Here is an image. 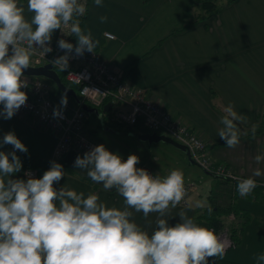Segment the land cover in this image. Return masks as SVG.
I'll list each match as a JSON object with an SVG mask.
<instances>
[{
	"label": "crops",
	"instance_id": "obj_1",
	"mask_svg": "<svg viewBox=\"0 0 264 264\" xmlns=\"http://www.w3.org/2000/svg\"><path fill=\"white\" fill-rule=\"evenodd\" d=\"M216 1L223 4L219 10L202 17L193 0H103V7H96L94 0H89L81 28L90 31L98 42L93 50L98 58L109 63L118 76L155 98L163 110L177 117L205 142L213 162L222 164L232 176L248 178L256 168L264 172V161L257 164L254 159L256 155H264V0H231L227 4L226 0ZM17 4L24 7V17L30 21L33 13L27 11V0ZM101 16H106L107 22L101 23ZM190 18L194 21L185 26ZM103 32L112 36L105 37ZM67 41L75 45L76 38L72 36ZM229 104L241 117L235 121L240 132L239 143L232 148L220 144L223 140L218 135L223 127L220 119ZM85 113L90 112L84 111L80 130L89 140L103 144L107 150L125 158L129 154L137 155L140 160L137 165L155 175L164 177L171 170L180 169L184 184L193 189L197 172L190 168L194 167L182 151L169 144L150 148V143L146 146L129 142L128 149L111 145L110 139L98 132L99 127L109 130L104 124L103 113L95 114L102 119L101 124L92 123ZM114 121L111 123L123 124ZM260 121L259 130L247 134ZM128 127L138 128L134 137L150 132L138 125ZM9 131L28 149L27 153L16 151L22 168L10 178L21 179L22 169L26 166L40 170L38 174L42 177L50 162L55 161L64 170V177L53 185L56 189L64 186L83 192L85 196L97 194L107 207L124 209L123 197L115 188L104 190L102 184L94 183L87 176L86 170L74 167L75 158L83 156L81 152L69 149L59 157L52 156L55 133L41 129L28 115L20 112L8 120L0 117V141ZM0 151L8 153L13 147L3 145ZM254 179L262 183L264 175ZM256 195L262 196L259 192ZM215 200L208 199L203 208L188 203L178 204L176 208L170 206L163 218L174 225L179 222L178 213L185 211L199 226L210 229L200 213ZM230 201L228 196L224 197L221 203L224 205L220 207L238 205L234 199L232 203ZM129 211L133 213L131 220L151 235L158 214L150 213L144 217L142 212ZM230 214H221L217 218L224 224L233 220L234 216L229 218Z\"/></svg>",
	"mask_w": 264,
	"mask_h": 264
},
{
	"label": "clouds",
	"instance_id": "obj_2",
	"mask_svg": "<svg viewBox=\"0 0 264 264\" xmlns=\"http://www.w3.org/2000/svg\"><path fill=\"white\" fill-rule=\"evenodd\" d=\"M103 7V0H94ZM86 0H27L31 20L24 17V7L17 0H0V117L11 119L26 105L29 81L24 71L31 58L52 51V35L56 30L76 38L75 45L64 38L57 40L63 55L50 61L65 71L69 59L93 53L97 41L90 31L82 30L80 17L87 12ZM100 22H107L106 16ZM40 85H37L39 87ZM67 95H62L60 106L53 109V117L62 115L67 106ZM221 117L223 127L218 131L229 147L239 143L240 132L235 121L241 117L229 104ZM255 128H253V134ZM11 145L13 151H0V264H209V258L222 257L226 243L214 230L199 226L185 211L178 213L179 222L170 225L163 217L169 207L176 208L185 198L184 174L180 169L168 175H152L136 167L140 160L129 154L126 160L105 148L92 147L77 156L74 167L86 170L87 176L104 190L115 188L123 197L124 209L109 208L97 194L62 186L63 166L55 161L41 178L30 174L26 180L12 179L22 163L16 151L27 153V147L9 131L0 146ZM11 157V159H9ZM257 164L264 155H256ZM264 175L259 168L248 178L233 176L239 196L247 197L258 186L254 177ZM196 207L204 204L196 202ZM144 217L157 213L156 228L149 235L131 220L132 211ZM211 212V208H208ZM264 264V254L256 257Z\"/></svg>",
	"mask_w": 264,
	"mask_h": 264
},
{
	"label": "built area",
	"instance_id": "obj_3",
	"mask_svg": "<svg viewBox=\"0 0 264 264\" xmlns=\"http://www.w3.org/2000/svg\"><path fill=\"white\" fill-rule=\"evenodd\" d=\"M62 31L66 35L68 29L65 28ZM103 35L105 37L112 36L108 32H103ZM60 38H65V36L60 30H57L52 36L50 44L52 51L45 56L37 52L31 58L30 65L37 66L50 62L53 60L51 59L53 54L57 57L63 55L64 51L57 47V40ZM70 61L73 64L69 65L65 71H61L53 64L51 66L55 71L61 73L66 82L76 86L77 96L81 102L84 101L95 108L106 101L110 102V107L113 104H118L119 108L113 112L116 121L127 126L138 125L150 132L163 134L181 145L190 161L203 171L217 177H233L222 164L209 159L205 143L196 134L192 133L177 117H173L163 110L160 102L146 95L142 88L136 87L118 76L110 64L98 58L95 52H85L83 57L70 58ZM25 78L28 79L29 86L22 91L26 93L28 99L26 105L17 112L28 115L41 129L56 134L52 156L59 157L69 149H76L84 154L98 145L85 137L80 130L83 117L81 108L71 109L67 103V106L62 109V115L54 118L53 109L60 106L61 98L57 97L53 100L49 97L47 86L41 77L25 76ZM37 85L40 86L37 87ZM120 157L122 160L127 159ZM136 167L143 168L140 165H136ZM146 170L155 176L153 172ZM26 173L33 178H41L33 167H24L21 179L28 178ZM259 184L264 186V182H259ZM184 185L187 195L189 185ZM186 195L179 203L180 205L186 204ZM229 218H232L231 214ZM215 233L225 241L226 248L231 245L225 227L215 230Z\"/></svg>",
	"mask_w": 264,
	"mask_h": 264
},
{
	"label": "rangeland",
	"instance_id": "obj_4",
	"mask_svg": "<svg viewBox=\"0 0 264 264\" xmlns=\"http://www.w3.org/2000/svg\"><path fill=\"white\" fill-rule=\"evenodd\" d=\"M70 104H72L71 101ZM87 106L89 107V105ZM118 108V104H113L109 111L104 112L106 113L103 117L104 124L109 130L99 127L98 132L110 139L108 142L109 144L119 146L122 149H128L129 142L148 146L149 143L135 139L134 134L138 128L111 123V121H114L113 112ZM85 115L89 116L88 119L92 123L96 121L99 122V124L102 123V119H98L94 113H85ZM87 125L85 124L86 127ZM157 144L166 143L161 141L151 142L149 147L152 148ZM208 157L212 161L209 155ZM189 164L194 167H190L191 169H196L197 175L194 176L193 189H191V187L188 188L186 195V203H188V205L196 206L197 201L206 205L208 199L214 198L216 199L215 201H217L219 198V205H217L222 206L224 204L221 203L224 197L227 196L231 200L234 199V203L238 202V205L235 206L240 209L241 213L233 214L234 218L230 222V226L234 229V235L231 238L233 244L225 249V253L222 257L233 259L234 262L257 264V255L264 254V201L260 200L261 202L259 203V200L251 199L249 196L241 197L239 194L236 195L235 191L230 190L227 184L221 183V181H224V177L218 176L219 179H214L211 177L212 174L203 171L196 165L194 166L193 163ZM224 184L227 187H224ZM204 227L207 228L206 226Z\"/></svg>",
	"mask_w": 264,
	"mask_h": 264
},
{
	"label": "trees",
	"instance_id": "obj_5",
	"mask_svg": "<svg viewBox=\"0 0 264 264\" xmlns=\"http://www.w3.org/2000/svg\"><path fill=\"white\" fill-rule=\"evenodd\" d=\"M21 1L22 0H17V2H21ZM88 1L89 0H86V4H88ZM230 1L231 0H226L225 4H227ZM193 3L198 6V8H199V16L201 14L202 17H204V15H209V14H212V13H216L219 10V8L223 5L222 2L219 3L216 0H193ZM84 17H85V15L83 17L79 18L81 24H82V22L84 20ZM193 21H194V19L190 18L188 20V22L185 24V26L186 25H190ZM81 24H80V26H81ZM70 37H72V36L67 32L64 39L68 40ZM56 73L58 74V76H59L60 80L63 82V84L73 88V90L75 91V93L77 95L76 86L66 82L63 79V77H62V75H61V73L59 71L56 70ZM42 79L44 80V83L47 86V92H48V95H49V97L51 99L55 100L57 97L61 98V96L64 95L55 87V85L50 80L45 79V78H42ZM48 85L50 86V88H48ZM67 99H68L69 108H71V109L75 108V107H79L80 108L79 104H77L71 97L67 96ZM70 101L72 102V104H70ZM101 105H99L96 108L99 110ZM83 114H84V111H83ZM105 114L106 113H103L102 116H104ZM260 124H261V121L255 127V132H257L259 130ZM250 133H253V130L247 131V134H250ZM220 144H225V142L222 141ZM205 145H206V143H205ZM206 148H207V145H206ZM207 152H208V148H207ZM26 167H30V166H26ZM36 171L40 174V172H39L40 170L36 169ZM223 179H224V181H222V182L228 184L229 189L235 191V193L237 195L238 194L237 190H236L237 181L235 179L230 178V177L223 178ZM257 184H258V186L253 190L252 194L249 195V198L257 199V200H259V202H261L264 199V197H263L264 196V186L259 184V182H257ZM257 192H259L262 195L260 198L257 197V195H256ZM232 201H233V199L229 203H232ZM217 204H218L217 202L214 203V204L213 203L208 204L206 209L202 213H200V216L207 221V224L209 225V228L214 230V231L216 229L220 228V225H223V227H225V230L227 232V235H228V238L230 239L231 244H233L231 238L234 235V232H233L234 229H233L232 226H230V222L231 221H228L227 223L225 222L224 224H222L223 222L221 220H219L217 218V216L221 215V214L225 215L227 213H231V215L232 214H237V213H241V211H240L239 208H237L235 206V204H233V205L232 204H228L225 207H220V206H218L219 204L218 205ZM209 207L211 208V212L208 211ZM209 264H246V263L234 262V260H227L224 257H216V258L213 257V258H209Z\"/></svg>",
	"mask_w": 264,
	"mask_h": 264
},
{
	"label": "water",
	"instance_id": "obj_6",
	"mask_svg": "<svg viewBox=\"0 0 264 264\" xmlns=\"http://www.w3.org/2000/svg\"><path fill=\"white\" fill-rule=\"evenodd\" d=\"M55 58H57V56L53 54L51 56V59L54 60ZM24 76H39V77L50 80L62 94L64 95L66 94L67 96L71 97L77 104H79L80 108L83 111L93 112L94 114L99 115L100 113L107 112L110 107V102L106 101L101 105V108L99 109L100 112H98L97 108L88 107L83 102L80 103V100L76 96L73 88L63 84V82L60 80L56 71L52 68L50 62H46V63L37 65V66L30 65L29 69L24 71ZM135 138L137 140L145 141L147 143L157 142V141L164 142L182 151L187 156V153L185 152L184 148L181 145L177 144L175 141L171 140L169 137L163 134H156L153 131L152 132H142V133L136 134ZM143 168L146 169L145 167Z\"/></svg>",
	"mask_w": 264,
	"mask_h": 264
}]
</instances>
